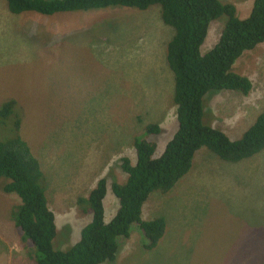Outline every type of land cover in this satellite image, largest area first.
<instances>
[{
  "label": "rangeland",
  "instance_id": "obj_1",
  "mask_svg": "<svg viewBox=\"0 0 264 264\" xmlns=\"http://www.w3.org/2000/svg\"><path fill=\"white\" fill-rule=\"evenodd\" d=\"M219 1L238 8L239 19L253 2ZM225 22L223 16L210 24L202 55ZM173 35L158 7L42 17L13 15L0 0V106L17 102L0 121V141L19 137L38 160L55 216V251L79 240L90 216L79 213L76 200L100 179L107 182L104 221L114 216L118 204L110 185L125 183L119 162L126 157L135 164V139L154 142L158 157L175 133L173 76L165 59ZM233 70L251 81L250 93L209 92L204 119L237 140L264 112V42ZM148 124L159 125L160 133H144ZM4 183L0 178V264H35V249L15 227L20 200L2 191ZM142 216L165 219L157 246L145 250L132 227L129 239L119 240L115 260L104 264H264V150L231 164L200 149L170 192L149 195Z\"/></svg>",
  "mask_w": 264,
  "mask_h": 264
},
{
  "label": "trees",
  "instance_id": "obj_2",
  "mask_svg": "<svg viewBox=\"0 0 264 264\" xmlns=\"http://www.w3.org/2000/svg\"><path fill=\"white\" fill-rule=\"evenodd\" d=\"M13 15L42 17L69 13H88L107 8L146 11L159 8L163 25L174 30L165 48L166 63L173 76L172 103L177 128L160 156L155 157L154 142L134 140L135 164L123 157L120 169L125 183H112L111 193L118 208L109 222L104 221L103 201L107 182L100 179L87 197L76 204L81 215L90 216L79 240L66 251H55V216L47 207L45 179L38 160L19 137L0 141V178L6 180L2 191L15 194L20 204L14 206L15 227L28 246L35 249V264L112 263L120 239H129L134 227L142 234L145 250L154 249L165 231V219L146 220L142 209L153 192L167 194L192 167L197 151L207 149L219 161L235 164L264 150V112L237 140L205 122V98L209 92L232 91L248 95L251 81L233 70L246 52L264 42V0H253L247 17L239 19L236 7L219 0H5ZM226 17L214 47L200 53L210 24ZM205 97V98H204ZM17 105L13 99L0 106V121H5ZM19 131V121H14ZM146 134L158 135L160 126L148 124Z\"/></svg>",
  "mask_w": 264,
  "mask_h": 264
},
{
  "label": "crops",
  "instance_id": "obj_3",
  "mask_svg": "<svg viewBox=\"0 0 264 264\" xmlns=\"http://www.w3.org/2000/svg\"><path fill=\"white\" fill-rule=\"evenodd\" d=\"M236 6H237V3H236ZM238 8H236V14L240 11L239 9L237 10ZM251 9V8H250ZM250 9H248V11L250 10ZM246 11H247V8H246ZM250 12V11H249ZM249 14V13H248ZM248 15H246V17H247ZM156 151H157V148H156ZM161 153H162V151H161ZM160 153V154H161ZM155 156V155H154ZM155 157H157V156H155Z\"/></svg>",
  "mask_w": 264,
  "mask_h": 264
}]
</instances>
